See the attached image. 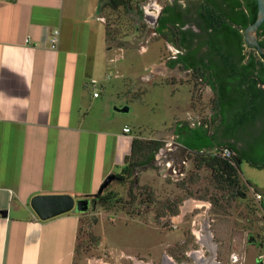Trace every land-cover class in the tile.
Returning a JSON list of instances; mask_svg holds the SVG:
<instances>
[{
	"label": "rangeland",
	"instance_id": "374dc122",
	"mask_svg": "<svg viewBox=\"0 0 264 264\" xmlns=\"http://www.w3.org/2000/svg\"><path fill=\"white\" fill-rule=\"evenodd\" d=\"M102 1L79 0L75 5L83 19L77 26L80 32L101 30V24L92 23L88 16L89 8L100 10ZM170 1L131 0V5L155 11ZM100 15L107 45L114 48L110 59H116L112 65L118 71L116 78L106 79L104 89L97 86L101 98L92 100L93 108L84 113L87 121L82 127L96 132L91 135L92 142L87 139L83 145L86 152L88 146L93 151V166L90 160L87 167L95 181L92 189H86L93 195L99 191V174L106 168L114 144V138L100 132H121L128 125L135 136L163 141V148L172 149L173 154L169 142H176L179 123L191 127L209 123L211 130L218 123L212 121L210 89L191 71L165 67L172 50L164 37L155 35L145 20L135 32V19L122 8L104 5ZM125 107L129 112L118 111ZM184 155L186 163L177 160L176 166L155 165L159 169L144 165L137 168L132 180L113 182L108 191L117 193L121 202L110 209L94 203L83 214L75 264H264V212L255 197L256 189L264 194V169L244 161L240 166L242 181L254 186L246 190L247 199L214 206L210 199L221 192L215 188L211 172L198 170L190 151L180 158ZM122 166L112 175L120 173ZM68 184L83 190L81 182L71 179ZM213 253L218 256L216 262L210 260Z\"/></svg>",
	"mask_w": 264,
	"mask_h": 264
},
{
	"label": "crops",
	"instance_id": "0c3cea01",
	"mask_svg": "<svg viewBox=\"0 0 264 264\" xmlns=\"http://www.w3.org/2000/svg\"><path fill=\"white\" fill-rule=\"evenodd\" d=\"M78 2L0 0V264H75L83 214L41 221L30 201L37 195H95L86 191L95 181L87 167L93 151L88 146L86 152L83 145L96 132L82 123L92 100L101 98L97 86L104 89L117 69L100 10L89 8L88 20L99 22L101 30L82 33ZM57 29L60 40L52 50L50 36ZM126 126L130 133L124 132ZM100 133L114 138V144L97 190L116 167L125 165L135 139L155 140L135 136L128 125L121 132ZM71 179L81 182L83 190L69 186Z\"/></svg>",
	"mask_w": 264,
	"mask_h": 264
},
{
	"label": "trees",
	"instance_id": "16d2710c",
	"mask_svg": "<svg viewBox=\"0 0 264 264\" xmlns=\"http://www.w3.org/2000/svg\"><path fill=\"white\" fill-rule=\"evenodd\" d=\"M258 14L257 0H205L199 24L204 33L194 34L200 42L176 62L192 68L196 78L214 95L212 121L218 122L214 130L209 123L194 127L179 123L175 130L177 142L195 155L196 168L211 172L212 182L221 192L218 198L210 199L214 206L227 200L247 199L246 190L254 186L242 181L241 161L264 169V88L260 86L264 85V54L248 47L244 39L246 29L256 22ZM163 23L158 32L165 36ZM258 39L264 48V22L258 30ZM203 46H207L208 52L198 60L196 56ZM256 123H259L257 135L253 131ZM219 132L234 142L219 145ZM164 145L159 140L135 139L131 155L113 182L132 180L138 167L155 162ZM222 147H229L234 157L227 159L220 155ZM110 185L94 198L97 206L110 209L121 202L117 193L108 191ZM260 208L264 210L263 203Z\"/></svg>",
	"mask_w": 264,
	"mask_h": 264
},
{
	"label": "flooded vegetation",
	"instance_id": "af4514ba",
	"mask_svg": "<svg viewBox=\"0 0 264 264\" xmlns=\"http://www.w3.org/2000/svg\"><path fill=\"white\" fill-rule=\"evenodd\" d=\"M104 5L115 9L122 8L124 11H127V13L135 19V32H139L141 30V22L142 20H145L148 23V26L153 30V33L157 36L159 35L164 37L169 46H171L172 55L166 60L165 67L172 70L181 68L185 71L192 72V68H184L181 63L176 62H178V59L181 56H185L189 54L191 50L197 48V45L200 42L198 36H194V34L202 35L204 33L199 24L201 23L200 10L204 8L205 0H171L168 4L162 7L157 6L155 11H149L148 8H143L142 6L138 9H133L131 0H105ZM152 5L156 6L157 4L156 2H153ZM163 22L165 23V36L158 32V30L162 27ZM207 52V46L201 47L196 58L198 60L201 59ZM186 65H189V62H186ZM210 91L212 92L211 89ZM258 127L259 123H256L253 126L255 135H257L256 130ZM228 141L234 142L233 139L228 140L223 137L221 132L218 133L217 143L219 145H222ZM169 146L174 149L175 153H170L172 149L166 150L163 148L152 165L157 166V164H160L162 166L163 164H166L169 167L178 165L179 162H177V160H179L180 154H184L183 152L185 147L178 143L177 140L176 142H171ZM239 146L243 147L244 145L243 143H239ZM174 157L176 159H174ZM183 157L186 163L187 160L185 159V155ZM168 159L171 160H169L168 163H163ZM243 162L244 161L240 162V166ZM255 167L259 168V166ZM94 200V197L90 198L91 205L95 203ZM259 203L264 204V195H262V199ZM161 218L164 219L162 216ZM214 256L215 254L213 253L210 260L216 262L218 256H215L216 258ZM171 257H173L172 254ZM173 259L175 260L174 257Z\"/></svg>",
	"mask_w": 264,
	"mask_h": 264
},
{
	"label": "water",
	"instance_id": "95a60500",
	"mask_svg": "<svg viewBox=\"0 0 264 264\" xmlns=\"http://www.w3.org/2000/svg\"><path fill=\"white\" fill-rule=\"evenodd\" d=\"M258 3V19L254 24L249 26L244 35L246 45L250 48L257 49L260 54H264V48L259 43L258 30L264 22V0H257ZM105 4V0L102 1L100 11ZM260 86L264 88V85L260 83ZM129 107L119 109V112H129ZM184 148V147H183ZM189 149L184 148V153L188 152ZM174 159H176L174 157ZM168 159L165 163H168ZM180 163H184V157L179 158ZM115 180V174L110 175L104 183L101 185L98 193L93 197H98L104 190ZM30 206L41 221H48L50 219L65 215L70 212L85 214L90 210L91 202L90 198L75 199L71 195L58 194V195H37L30 201ZM3 216H7V212H2ZM252 242V238L250 239Z\"/></svg>",
	"mask_w": 264,
	"mask_h": 264
},
{
	"label": "built area",
	"instance_id": "2783aa9c",
	"mask_svg": "<svg viewBox=\"0 0 264 264\" xmlns=\"http://www.w3.org/2000/svg\"><path fill=\"white\" fill-rule=\"evenodd\" d=\"M59 40H60V31L57 29V30H54L50 36V48L52 50H56L57 47H58V44H59ZM93 85H96L97 84V81L93 80L92 81ZM94 96L95 97H98L99 96V93H94ZM124 132L125 133H130L131 132V129L129 127H125L124 128ZM220 155L224 156L225 158L227 159H231L232 157H234V152L229 148V147H222L221 151H220ZM255 197L261 201L262 199V195L259 194V193H256L255 194ZM264 260V258H263Z\"/></svg>",
	"mask_w": 264,
	"mask_h": 264
}]
</instances>
